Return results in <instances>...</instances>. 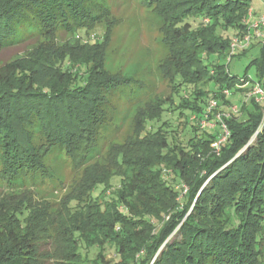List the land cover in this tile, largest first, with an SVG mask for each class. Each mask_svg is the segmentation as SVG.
Wrapping results in <instances>:
<instances>
[{
  "label": "trees",
  "instance_id": "16d2710c",
  "mask_svg": "<svg viewBox=\"0 0 264 264\" xmlns=\"http://www.w3.org/2000/svg\"><path fill=\"white\" fill-rule=\"evenodd\" d=\"M150 1L168 23L164 72L176 81L173 91L191 89L182 106L198 112L192 134L184 128L144 133L146 119L160 116L167 100L149 103L151 115L140 124L144 144L132 156L118 151L117 170L102 176L87 162L106 123L110 87L121 82L104 72L97 49L76 56L66 44L1 60L0 264H109L107 246L121 264H264V112L254 96L244 98L254 83L264 87V44L251 62L253 75L240 77L230 67L256 45L254 34L247 47L230 52L237 25L246 29L251 0ZM106 14L100 0H0V53L25 40L75 33ZM245 82L247 90L237 86ZM212 96L241 112L222 117L230 135L219 153L212 144L220 121L210 113L220 129L214 134L202 123ZM58 147L84 168L65 209L50 212L47 204L32 203L30 192H7L46 174V158ZM163 164L187 186L181 199L184 188L163 179ZM23 214L30 218L25 224ZM175 230L179 237L166 242Z\"/></svg>",
  "mask_w": 264,
  "mask_h": 264
},
{
  "label": "rangeland",
  "instance_id": "374dc122",
  "mask_svg": "<svg viewBox=\"0 0 264 264\" xmlns=\"http://www.w3.org/2000/svg\"><path fill=\"white\" fill-rule=\"evenodd\" d=\"M100 3L107 14L100 18L98 23L75 33L59 32L57 35L56 33L49 34L43 38L22 41L2 50L0 61L26 58L30 52L36 51L40 47L53 48L69 44L75 46L76 56L93 55L97 49L99 63L104 72L121 82L118 86L110 87L105 107L106 123L99 130L98 144L91 149L87 162V166L99 168V174L105 176V174L110 175L117 170L116 165L113 164L117 152L126 150L130 156L134 155L137 148L144 144L140 138H143L144 133L148 131H158V129L164 128L171 132L172 130L181 132L184 128L185 134L190 136L192 134V119L198 115V112L191 107L182 106L183 97H187L191 89L183 86L178 92L173 91L176 90V81H173L164 72V65L170 55V47L164 41L163 26L168 23L156 11L155 6L158 7V5L152 4L150 0H100ZM251 10L253 14H250L249 11V18L245 17L242 21L246 24V29L237 25L236 36H246L252 25L260 20L264 14V0H251ZM258 30L257 33L251 30L252 35H256L253 40L256 45L249 52V56L230 63L232 71L240 77H243L247 71L250 75L255 72L251 62L257 55L255 51L259 48L260 42L264 44V27H260ZM223 34L232 36L233 30ZM203 56L205 60H211L207 51L203 52ZM214 58L216 59V57ZM237 86L246 90L248 87L244 83L237 84ZM226 90L228 89H225L224 93L229 96L230 93H226ZM249 93L250 90L244 94L246 101H249ZM213 99L218 101L217 106L212 110L215 117L217 114L226 117L231 114L236 116L241 114L238 106L224 105L222 101L213 96L210 97L209 104ZM161 100H167L163 104V111L157 118L146 119L147 130L144 132L142 130L144 126L140 124L142 118L151 115L148 112L151 110L148 104H157ZM260 104H262L264 112V102H260ZM186 117L189 120L188 124L185 122ZM206 131L209 134H214L220 129L208 126ZM176 136H179L178 133ZM183 136L184 133L178 138L185 142ZM46 163V174H37L34 179L28 178L24 183L20 181L15 188L7 190V192L20 196L25 192H30L31 194L27 193V195H32V203L37 206L47 204L48 211L58 212L66 208L72 194L79 190L80 184L85 179L84 168L75 167L73 161L59 147L50 151ZM93 169L95 170V168ZM161 175L164 180L181 186L179 179H174L172 169L164 164ZM118 183L117 180L114 185ZM183 186L181 187L183 188ZM2 188L0 182V192ZM100 190L102 187L98 186L95 192ZM185 192H181L180 199ZM35 209L33 210L35 211ZM21 218L24 224L30 219L27 214H23ZM155 224L158 225L159 222L155 221ZM177 237H179V232L175 230L166 242ZM96 251L90 249L89 253L95 256ZM105 255L109 264H121L120 256L114 247L107 246Z\"/></svg>",
  "mask_w": 264,
  "mask_h": 264
},
{
  "label": "built area",
  "instance_id": "2783aa9c",
  "mask_svg": "<svg viewBox=\"0 0 264 264\" xmlns=\"http://www.w3.org/2000/svg\"><path fill=\"white\" fill-rule=\"evenodd\" d=\"M250 14L252 13V10L250 11ZM264 27V14L261 16L260 20L255 22L252 25L251 30H255V31H259L258 29L261 27ZM251 30L246 34V36L240 37V36H235L232 40L231 43V53H233L234 51H236L239 48H243V47H247L251 40H252V33ZM244 84L248 85V82H245ZM226 93H229V90H226ZM249 96H254L256 102H264V87L258 82V83H254V86L252 87V89L250 90ZM218 101L213 99L210 101L209 107H207L204 117L203 118V125H209V126H215L214 121L210 120V113H212V110L215 106H217ZM237 107V105H234ZM235 111V110H233ZM223 115L222 114H217L216 115V119H218L221 123V128H222V132L221 135L218 137V139L212 144V147L214 148V150L219 153L220 152V148L221 145L227 140V138L230 135V131H228V127L227 124L223 121L222 119ZM184 191H187V186H183Z\"/></svg>",
  "mask_w": 264,
  "mask_h": 264
}]
</instances>
